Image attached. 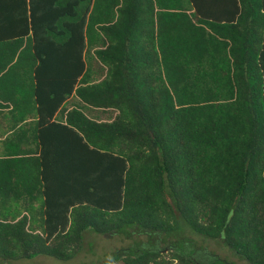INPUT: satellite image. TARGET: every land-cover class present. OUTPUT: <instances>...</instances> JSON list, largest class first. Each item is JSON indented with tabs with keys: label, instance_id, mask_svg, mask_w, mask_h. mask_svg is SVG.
<instances>
[{
	"label": "trees",
	"instance_id": "16d2710c",
	"mask_svg": "<svg viewBox=\"0 0 264 264\" xmlns=\"http://www.w3.org/2000/svg\"><path fill=\"white\" fill-rule=\"evenodd\" d=\"M28 63L40 151L15 137L0 260H70L90 230L135 240L100 264H229L187 233L264 264V0H0L22 96Z\"/></svg>",
	"mask_w": 264,
	"mask_h": 264
},
{
	"label": "crops",
	"instance_id": "0c3cea01",
	"mask_svg": "<svg viewBox=\"0 0 264 264\" xmlns=\"http://www.w3.org/2000/svg\"><path fill=\"white\" fill-rule=\"evenodd\" d=\"M51 67L53 65L49 68ZM10 68L0 75V181L5 183L6 188L8 186L9 188L16 186L15 163L13 161L10 162V159L14 158L13 154L17 151L15 147L17 134L22 135V142L19 143L18 147L22 148L24 153L29 150H31L32 154L40 151L35 125L38 116L35 112V101L32 93L35 83V78L32 74L33 65L28 63L25 67L19 69L24 74V78H20L18 82L23 88V93H25L23 96L18 95L21 90L15 91L18 88L17 74L12 69V66ZM21 96L22 101L17 103L16 100ZM78 104L79 99L75 95H72L66 102L68 106ZM19 106H22L23 110ZM103 117L105 118L104 115ZM23 166L26 167L27 171L29 169L36 170L39 167L37 162L27 159L23 162ZM2 188L5 187L2 186L0 189ZM24 194V197L29 196L26 192Z\"/></svg>",
	"mask_w": 264,
	"mask_h": 264
},
{
	"label": "rangeland",
	"instance_id": "374dc122",
	"mask_svg": "<svg viewBox=\"0 0 264 264\" xmlns=\"http://www.w3.org/2000/svg\"><path fill=\"white\" fill-rule=\"evenodd\" d=\"M198 241L199 245H204L211 253L218 254L229 264H249L244 258L237 254L232 248L219 240L204 238L193 233H187ZM139 239H146L145 235H140ZM133 238H125L118 234H100L87 230L85 233V245L83 250L70 260H60L48 255H38L31 259L11 260L10 263L0 260V264H100L109 257V253L116 249L125 248L133 244ZM162 243L161 246L166 245ZM205 261V260H204ZM116 264H123L122 262Z\"/></svg>",
	"mask_w": 264,
	"mask_h": 264
}]
</instances>
